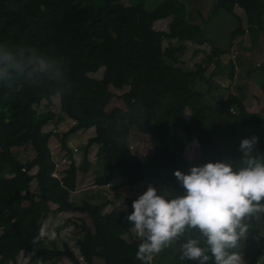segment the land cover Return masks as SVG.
Wrapping results in <instances>:
<instances>
[{"label":"trees","instance_id":"obj_1","mask_svg":"<svg viewBox=\"0 0 264 264\" xmlns=\"http://www.w3.org/2000/svg\"><path fill=\"white\" fill-rule=\"evenodd\" d=\"M90 1L0 0V43L13 52L21 46H35L42 56H55L59 66L55 76L37 72L16 77L24 85L44 86L41 93H27L23 99L15 95V78L0 83V264H21L22 253H32L31 264L52 262L56 256L63 258L62 264H67L66 260L81 264L66 243L60 247L51 240L48 246L35 251L43 241L34 242V238L54 212L87 213L91 217L94 229L85 222L79 225L82 238L77 246L84 264H95L96 258L105 264H142L136 252L145 237L135 235L126 219L133 211L132 202L142 193L123 196L125 213L108 222L99 217V209L106 202L70 199L79 175L89 172L92 146L100 153L116 137L124 146L122 154L95 177L96 185L107 186L117 179L120 185L129 187L144 181L160 182L165 194L172 197L184 194L173 174L176 170L187 174L192 166L239 158L241 140L252 137L249 129L262 131L257 148L264 154V116H255L244 102L247 83H237L235 62L229 59L222 63L226 51L201 25L187 18L181 0H164L151 11L145 7L146 0L129 4L102 0L98 11L76 17L74 11ZM236 4L244 16L224 0H217L207 22L225 11L238 22L231 35L260 33L264 43V0H236ZM164 17L171 18L169 31L154 27L156 20ZM165 40H169L167 45ZM187 42L198 45L196 53L204 45L211 47L206 63H197L192 69L184 65ZM210 65L214 67L207 73ZM100 68H104L102 78L90 75ZM246 71L248 78L259 71L264 88V60ZM222 74L232 83L230 90L214 81ZM213 89L219 92L212 95ZM55 96L59 97V113H34L35 105L42 100L51 105ZM114 98L120 99L123 106L110 107ZM57 116L72 120L61 137L62 147H66L70 134L94 128L80 163L67 156L69 162L59 179L49 177L53 171L45 142L52 133L44 130ZM134 128L145 137L149 153H130L128 139ZM25 139L34 156L21 161L14 148ZM196 139H201L205 150L188 159L185 150ZM52 204L57 207L52 208ZM24 219L29 226L20 228ZM188 239H200V246L205 247L198 230H186L152 254L146 264H195L180 259L182 245ZM263 256L264 245L254 250L250 264Z\"/></svg>","mask_w":264,"mask_h":264},{"label":"clouds","instance_id":"obj_2","mask_svg":"<svg viewBox=\"0 0 264 264\" xmlns=\"http://www.w3.org/2000/svg\"><path fill=\"white\" fill-rule=\"evenodd\" d=\"M56 61L55 56H42L35 46H21L13 52L0 43V83L28 73L51 72L55 76L59 72ZM258 142L256 136L242 139L237 159L192 166L187 174L176 170L173 174L183 195L172 197L149 185L132 202L133 211L126 217L137 235L145 237L136 259L146 264L152 254L186 230H198L205 247L200 246V239H188L182 245L181 260L243 264L239 252L242 238L256 231L257 243L264 239V154L258 151ZM56 237L55 230L41 226L34 242Z\"/></svg>","mask_w":264,"mask_h":264},{"label":"rangeland","instance_id":"obj_3","mask_svg":"<svg viewBox=\"0 0 264 264\" xmlns=\"http://www.w3.org/2000/svg\"><path fill=\"white\" fill-rule=\"evenodd\" d=\"M133 1L134 0H122V3L129 4ZM163 1L164 0H146L145 7L147 10L151 11L154 10ZM181 1L186 6L187 18L190 21L201 25L204 28L206 34L215 39L217 41V45L226 51V53L222 56V63L226 64L229 59H232L235 62L237 83L239 82L240 85H244L245 83H247L245 84L246 86L244 88V94L242 96L246 105L249 106L250 111L257 117L264 116V88L262 86L263 77L259 71H254L248 78L246 71L248 67H251V65L254 68L264 60V43L261 34H251L246 32L243 35H231L230 32L238 25V22L237 19L233 18L225 11H220L221 14L212 17L211 21L207 22L208 18L211 16V11L217 3V0ZM224 2L234 12L244 16L243 11L237 7L236 0H224ZM102 5V0H92L84 4L82 7L76 9L74 11V15L76 17L85 16L88 13L98 11L100 6ZM170 22L171 18L164 17L156 20V22L154 23V27L156 29L169 31ZM168 42L169 40H165L164 45H167ZM187 47L188 48L182 57V61L187 68L192 69L195 68L197 63L207 62L208 53L211 51L210 46H202L201 51L198 53L195 52L198 49V45L196 43L187 42ZM213 67L214 65H210L207 73H210ZM103 71L104 68H100L96 73H91L90 75L96 78H102ZM227 71L228 70L225 68L224 72L226 73ZM214 81L228 90L233 87L229 78L224 74L216 76L214 78ZM43 87L44 86L42 83L24 85L20 81H18L17 78H15V82L13 85L15 95L21 99L25 98L27 96V93H41ZM218 92V90L213 89L212 95H216ZM112 106H123V103L120 99L114 98L111 102L110 107ZM58 109L59 97L55 96L51 105L46 100H42L39 104L35 105L34 113H43L49 110H53L57 113ZM71 124V122L66 124L64 122L59 123L55 120H52L44 127L45 131H50L52 133L49 135L51 137L49 138L50 141L48 142V151L50 155V161L56 162L58 164V168L56 170V174L58 175V178L56 177L57 179L61 177L62 170L67 166L69 162V158H66V155H71L75 162L79 164L82 158L83 148L86 145L88 138L94 134V128L83 129L82 131L72 135L74 138L72 140V145H70L69 148L62 147L61 137L63 136V133L66 130L67 126L70 127ZM248 132L252 136L258 137L260 140L263 138L262 131L258 129H249ZM128 145L132 146V148L130 149L131 154H147L151 151V148L149 147L145 137L142 136L136 128L132 130V134L128 139ZM123 150L124 146L120 137H116L112 141V143L105 147L100 153H97V151L99 150L96 146H92L89 150V160L91 162L89 172L80 174L78 177V180H80V182H82L83 185L88 188V191L84 192L83 197H79L82 199H79L78 197H74L73 199L77 201L89 200L93 203L98 204H103L106 201L110 200V204L112 205V207L117 208L118 206L123 205V196L139 195L146 191L149 185L157 188L158 190L162 189L160 182L148 181H144L138 185H135L134 187L125 185L124 188L121 189L114 187L116 185L115 182H111V185L109 184L107 186L96 185L94 182L95 177L102 175L106 171V168L122 154ZM203 150H205V145L203 144L201 139H196L187 146L185 155L188 159H193L196 156L200 155ZM14 154L19 160L25 161L31 159L34 156V151L29 143H27V139H25L14 148ZM2 175L5 176L7 175V173L5 172ZM41 175L44 177V179L48 178L47 174ZM49 177L52 178V175H49ZM32 188H36L35 182L32 183ZM261 203L264 204V202L262 201ZM24 204H27V202H24ZM53 207L55 208L57 206L55 204H52V208ZM109 207L110 205L107 206V208ZM54 213L55 214L50 216L44 222V227L49 231L55 230L57 233V237L56 239H54V241H56L60 247L64 243L68 244L72 251L75 253L78 261L81 264H84V259L81 256L77 246V240L82 236L79 225L82 222H85L91 229H94L91 217L87 214L76 212ZM121 215H123V213ZM133 232L135 235H137L135 229H133ZM257 235L258 233L256 231H253L246 239L242 238V250L240 251V254L242 256L243 264H250L254 250L257 247L264 245V242L257 243V241H254V237ZM51 240L53 239H43L42 247L48 246ZM157 255H155V257ZM19 262L21 264H31V255L25 256L24 254H21V256L19 257ZM63 262L64 260L61 256H56L52 262L44 264H62ZM66 263L71 264V262L68 260H66ZM95 264H105V262L101 258H96ZM164 264L171 263L164 262ZM255 264H264V256L261 257L259 262H256Z\"/></svg>","mask_w":264,"mask_h":264},{"label":"crops","instance_id":"obj_4","mask_svg":"<svg viewBox=\"0 0 264 264\" xmlns=\"http://www.w3.org/2000/svg\"><path fill=\"white\" fill-rule=\"evenodd\" d=\"M57 113H59V109H58V112ZM55 121H57V122H64V123H72V120L70 119V118H68V117H63V116H57V118L55 119ZM69 127L67 126V128H66V130L68 129ZM80 131H82V130H79L78 132H80ZM53 132H55V131H53ZM77 132V133H78ZM73 134H76V133H73ZM73 134H70L69 136H68V138H67V144H66V147L67 148H69L70 147V145H72V140H73ZM51 136H49L47 139H46V142H45V144H46V147H47V150H48V142L50 141L49 140V138H50ZM71 143V144H70ZM73 146H75V145H73ZM75 148V147H74ZM48 154H49V151H48ZM66 158H67V155H66ZM49 161H50V155H49ZM51 162V166H52V169H53V171H55L56 172V170H57V166H58V164L56 163V162H52V161H50ZM113 182H115V188H124V186H122V185H120L121 184V180L120 179H117V180H115V181H113ZM109 185V184H108ZM111 185V184H110ZM109 187V186H108ZM114 190V189H113ZM85 191H88V188H86L85 187V185H83V183L82 182H80V180H78V183H77V188H76V190H74V191H72L71 192V195H70V199L71 200H73V201H77V200H75V199H73L74 197H80V196H84V192ZM79 199H82V198H79ZM80 201H82V200H80ZM80 201H77V202H80ZM106 203L107 204H109L110 205V207L109 208H107V204H105V206L104 207H102V208H100L99 209V217H100V219H101V221H103V222H108V221H111L113 218H119V217H122V213H125V208L123 207H121V205L120 206H118L117 208H113L112 207V205L110 204V200L109 201H106ZM52 206V205H51ZM54 208V207H53ZM56 208V207H55ZM104 208V209H103ZM105 208H106V210H105ZM103 209V210H102ZM108 209V210H107ZM58 213H61V212H58ZM76 213H79V212H76ZM53 214H55V213H52L50 216H52ZM82 214V213H81ZM83 214H87V213H83ZM120 214V215H119ZM88 215V214H87ZM49 216V217H50ZM48 217V218H49ZM47 218V219H48ZM46 219V220H47ZM45 220V221H46ZM29 226V222L26 220V219H24L23 220V222H22V224H21V227L20 228H26V227H28ZM80 238H82V236L80 237ZM42 245H43V243L38 247V248H36V252L39 250V249H42V248H44V247H42ZM22 254H24L25 256H29V255H31L32 256V253H22ZM21 256V255H20Z\"/></svg>","mask_w":264,"mask_h":264},{"label":"built area","instance_id":"obj_5","mask_svg":"<svg viewBox=\"0 0 264 264\" xmlns=\"http://www.w3.org/2000/svg\"><path fill=\"white\" fill-rule=\"evenodd\" d=\"M52 176L55 177V178H56V177L58 178V175L56 174V172H53V173H52Z\"/></svg>","mask_w":264,"mask_h":264}]
</instances>
